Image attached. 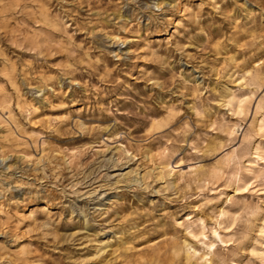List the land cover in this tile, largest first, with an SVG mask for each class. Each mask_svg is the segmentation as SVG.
<instances>
[{
    "label": "rangeland",
    "instance_id": "rangeland-1",
    "mask_svg": "<svg viewBox=\"0 0 264 264\" xmlns=\"http://www.w3.org/2000/svg\"><path fill=\"white\" fill-rule=\"evenodd\" d=\"M264 0H0V264H264Z\"/></svg>",
    "mask_w": 264,
    "mask_h": 264
},
{
    "label": "bare ground",
    "instance_id": "bare-ground-1",
    "mask_svg": "<svg viewBox=\"0 0 264 264\" xmlns=\"http://www.w3.org/2000/svg\"><path fill=\"white\" fill-rule=\"evenodd\" d=\"M259 129H264V116L259 120V124H258ZM261 159H264L261 156H258Z\"/></svg>",
    "mask_w": 264,
    "mask_h": 264
}]
</instances>
